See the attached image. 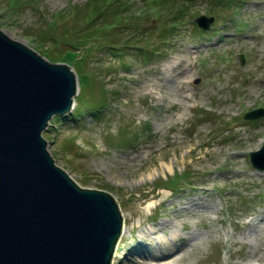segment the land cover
<instances>
[{
    "label": "rangeland",
    "instance_id": "1",
    "mask_svg": "<svg viewBox=\"0 0 264 264\" xmlns=\"http://www.w3.org/2000/svg\"><path fill=\"white\" fill-rule=\"evenodd\" d=\"M87 1L0 0V30L44 56L51 43L39 44L38 35L54 14ZM124 1L127 15L139 20L132 39L127 24L108 37L122 51L103 49L88 64H68L77 78L70 112L82 113L51 119L42 132L54 164L80 187L116 199L125 231L122 226L111 264H149L146 253H134L147 241L140 233L164 220L200 237L182 248L190 257L178 264H264V170L249 160L264 143V117H243L264 107V0H177L185 22L160 43L158 17L145 0ZM200 14L214 16L206 31L193 21ZM145 41L157 48L147 58L131 47ZM62 50L50 53L67 64ZM101 101L106 107L93 117L90 106ZM167 178L175 180L174 190L158 186ZM192 200L209 207L190 212L185 206Z\"/></svg>",
    "mask_w": 264,
    "mask_h": 264
},
{
    "label": "water",
    "instance_id": "2",
    "mask_svg": "<svg viewBox=\"0 0 264 264\" xmlns=\"http://www.w3.org/2000/svg\"><path fill=\"white\" fill-rule=\"evenodd\" d=\"M213 19L193 21L206 30ZM76 92L70 65L49 62L0 30V264L112 263L123 226L116 199L77 185L42 136L53 116L70 111ZM243 117H264V107ZM249 160L264 170V143Z\"/></svg>",
    "mask_w": 264,
    "mask_h": 264
},
{
    "label": "trees",
    "instance_id": "3",
    "mask_svg": "<svg viewBox=\"0 0 264 264\" xmlns=\"http://www.w3.org/2000/svg\"><path fill=\"white\" fill-rule=\"evenodd\" d=\"M220 1V0H219ZM234 0H223V3L228 4ZM147 6L151 13L156 14L158 21H156L155 36L158 42H164L168 35L173 34L175 29L185 22V13L183 5L177 3V0H145ZM127 3L124 0H88L84 6H73L68 12H61L54 14V19L48 24V26L39 34V44H45L47 42L51 43L50 51L43 53V55L50 62H57L60 59L61 54H52L51 49L55 47L64 48V51L60 53H65L62 58L67 62V64H78L85 61L90 63V59L95 51L112 50L117 49V51H122L118 48L114 41H109V38H115L119 33L124 32L120 28L124 27L125 24L130 25L131 38L138 31V24L135 19H138V15H127L132 14L131 9L125 7ZM126 14V15H125ZM68 16L74 19H68ZM132 17V18H131ZM164 17V18H161ZM161 18V19H160ZM69 20L72 24H67L66 21ZM126 20V21H125ZM139 20V19H138ZM137 20V21H138ZM126 22V23H125ZM129 37V36H128ZM118 44V43H117ZM131 44V43H130ZM116 45V46H115ZM129 47V43H123L122 47ZM135 48L136 55L142 56L143 58L150 57L156 49L150 48L148 42H144L140 45L131 46ZM119 54V53H117ZM120 55V54H119ZM72 64V65H73ZM79 65V64H78ZM77 65V67H78ZM100 69L108 68L107 66L100 65ZM98 72V71H96ZM84 78L88 77L87 74L83 75ZM95 77V76H94ZM100 73L95 77L99 80ZM93 79V80H95ZM102 81V78L99 80ZM103 83V82H102ZM102 93L101 97H106V86L103 84L101 86ZM92 109L89 113L93 117H98L99 112L102 108L106 107V103L100 102V105H91ZM73 114L74 118L78 119L82 111L70 112ZM65 115H55L54 119L64 120ZM51 125L48 124V126ZM47 128L46 130H48ZM121 132V134H123ZM139 133L137 132L133 138L128 139L131 143ZM128 143V144H129ZM172 178H167L166 180H161L158 186H162L171 190H174V186L170 185L174 183Z\"/></svg>",
    "mask_w": 264,
    "mask_h": 264
},
{
    "label": "bare ground",
    "instance_id": "4",
    "mask_svg": "<svg viewBox=\"0 0 264 264\" xmlns=\"http://www.w3.org/2000/svg\"><path fill=\"white\" fill-rule=\"evenodd\" d=\"M176 62L177 61L172 62L169 65V68L172 69L176 65ZM185 98L187 99L188 97L185 96ZM190 202L191 203L189 204V206H185V208L190 212L197 213L194 206H200L203 208L209 207L206 204H203L200 200H192ZM176 218L181 219V216H176ZM181 226V228H177L173 220H164L163 222L159 221L156 225L142 230L140 236L144 238L146 237L147 241L144 243V240H142L143 242L138 246V248H135L134 253H136L137 255H143V257L146 256L144 255L146 253L150 258L148 259L149 264H178V262L182 260H187V258L190 257V254L182 251V248L186 244H197V242L200 240V237L199 235H196L195 230L190 231L189 228H187L184 224ZM180 230H184L186 231V233L182 234L180 233ZM123 231H125L124 224ZM182 238H185L186 242L183 244V246L177 245L178 241H180ZM117 244L115 250L117 248ZM189 263L190 262H186V264Z\"/></svg>",
    "mask_w": 264,
    "mask_h": 264
}]
</instances>
